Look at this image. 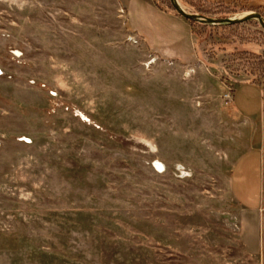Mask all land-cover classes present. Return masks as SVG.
Here are the masks:
<instances>
[{"label":"rangeland","instance_id":"374dc122","mask_svg":"<svg viewBox=\"0 0 264 264\" xmlns=\"http://www.w3.org/2000/svg\"><path fill=\"white\" fill-rule=\"evenodd\" d=\"M179 2L264 17V0ZM172 26L144 0H0V264H262L229 190L227 98L264 86V29L156 44Z\"/></svg>","mask_w":264,"mask_h":264},{"label":"crops","instance_id":"0c3cea01","mask_svg":"<svg viewBox=\"0 0 264 264\" xmlns=\"http://www.w3.org/2000/svg\"><path fill=\"white\" fill-rule=\"evenodd\" d=\"M144 3L175 26H172L174 29L165 30V36L162 31L155 29V35L164 36L156 44L169 47L181 46L186 41L192 43L193 26L186 19L171 10L159 7L154 0H144ZM130 29L143 38L148 46H152L142 31ZM153 49L163 52L158 48ZM227 99L230 114L240 135L239 150L229 170V190L238 207L250 217L244 221L245 224H255L261 261L264 264V86L251 79H244L235 84Z\"/></svg>","mask_w":264,"mask_h":264},{"label":"water","instance_id":"95a60500","mask_svg":"<svg viewBox=\"0 0 264 264\" xmlns=\"http://www.w3.org/2000/svg\"><path fill=\"white\" fill-rule=\"evenodd\" d=\"M172 8L176 13L186 20L209 26H232L256 20L264 29V17L258 12H247L238 17L213 18L201 15L199 13L187 11L179 0H170Z\"/></svg>","mask_w":264,"mask_h":264},{"label":"trees","instance_id":"16d2710c","mask_svg":"<svg viewBox=\"0 0 264 264\" xmlns=\"http://www.w3.org/2000/svg\"><path fill=\"white\" fill-rule=\"evenodd\" d=\"M160 7V6H159ZM172 11V10H171ZM175 14H177L175 11H173ZM178 15V14H177ZM192 26H194L196 23L195 22H193V21H190V20H187ZM225 29H229V28H231V27H224ZM254 82H258V81H256V80H253Z\"/></svg>","mask_w":264,"mask_h":264},{"label":"bare ground","instance_id":"6f19581e","mask_svg":"<svg viewBox=\"0 0 264 264\" xmlns=\"http://www.w3.org/2000/svg\"><path fill=\"white\" fill-rule=\"evenodd\" d=\"M156 165L160 168V164L159 163H156Z\"/></svg>","mask_w":264,"mask_h":264}]
</instances>
